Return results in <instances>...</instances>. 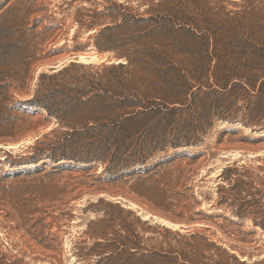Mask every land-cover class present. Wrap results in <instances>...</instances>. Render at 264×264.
<instances>
[{"label": "rangeland", "instance_id": "1", "mask_svg": "<svg viewBox=\"0 0 264 264\" xmlns=\"http://www.w3.org/2000/svg\"><path fill=\"white\" fill-rule=\"evenodd\" d=\"M120 54L156 59L174 82L184 76L193 86L138 93L155 107H186L203 83L219 89L222 73L243 87L229 95L233 121L207 108L192 145L134 163L187 153L167 173L184 218L144 201L137 177L108 161L53 152L64 126L26 102L44 96L41 74L71 62L126 64ZM129 68L143 91L139 77H153L151 68ZM262 82L264 0H0V264H264L261 217L234 213L247 193L264 197ZM235 178L249 183L232 188Z\"/></svg>", "mask_w": 264, "mask_h": 264}, {"label": "trees", "instance_id": "2", "mask_svg": "<svg viewBox=\"0 0 264 264\" xmlns=\"http://www.w3.org/2000/svg\"><path fill=\"white\" fill-rule=\"evenodd\" d=\"M118 56L126 59L127 63L86 66L71 62L51 73L41 74L40 83L44 80V96L36 94L26 102L44 108L48 117L55 118L59 125L64 126L65 129L50 147L53 152L66 159H77L78 155H84L82 161L85 163L90 160L103 163L108 161V166L121 175L137 177L136 181H139L136 185L144 201L150 202L157 209L171 212L176 218H184L185 213L177 210L180 199L167 195L176 183L173 179H167V173L171 171L169 168L174 160L187 153L181 151L175 154V158L159 160L149 167L142 162L140 165L135 164L137 166L134 163L142 161L140 155H152L166 145L175 149L192 145L197 133L205 128L207 108L219 110L216 113L218 118L233 121L234 117L229 112L237 98L231 100L229 95L243 87L238 82L231 83V79L222 73L215 82L219 89L203 83L191 92L192 97H189L186 107L184 101L172 103H177V106L155 107L141 102L138 93L145 96L167 94V90L173 88L182 92L186 91V86L190 93L193 86L184 76L182 80L174 82L156 59L142 60L143 58H131L125 54ZM133 61L141 69L151 68L153 77H139V81L145 84L143 91L135 84V69H127ZM237 71L235 69L232 74ZM235 74L240 76L241 73ZM263 85L264 82L260 86ZM206 97L215 99L206 103ZM229 171L225 169L222 175ZM118 179L120 177L112 181ZM147 180L150 184L144 183ZM237 181L239 179L235 178L232 188L241 183ZM242 183L245 185L249 182ZM262 199L264 197L259 196V192L247 193L241 198L242 203L234 211L235 215L239 218L248 216L249 213L259 216L261 221L254 223L264 228V209L260 207ZM251 207L252 210H248ZM126 228L128 232H132L129 227Z\"/></svg>", "mask_w": 264, "mask_h": 264}]
</instances>
